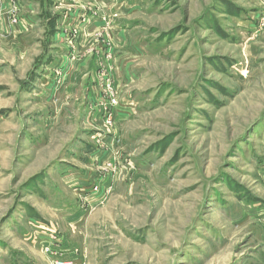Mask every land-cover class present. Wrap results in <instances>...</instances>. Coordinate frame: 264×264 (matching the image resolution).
I'll list each match as a JSON object with an SVG mask.
<instances>
[{
	"label": "rangeland",
	"instance_id": "374dc122",
	"mask_svg": "<svg viewBox=\"0 0 264 264\" xmlns=\"http://www.w3.org/2000/svg\"><path fill=\"white\" fill-rule=\"evenodd\" d=\"M39 7L33 44L0 48V264H55L46 247L67 264H264V0Z\"/></svg>",
	"mask_w": 264,
	"mask_h": 264
},
{
	"label": "crops",
	"instance_id": "0c3cea01",
	"mask_svg": "<svg viewBox=\"0 0 264 264\" xmlns=\"http://www.w3.org/2000/svg\"><path fill=\"white\" fill-rule=\"evenodd\" d=\"M39 4L40 0H0V48L6 50L9 53H12L16 48H25L22 49L23 51H26L28 49V47L30 46L28 44H30V41H32L30 40L31 38H29L28 35L32 34L33 32L40 31L43 28L42 26H40L42 15L40 12ZM10 11H14V14L10 15ZM75 15L76 12H69L68 18H72ZM12 20H15V22L13 23ZM68 34L69 33L67 32L66 28H60L55 32L53 42L56 44V46L66 47L68 44L71 45L69 43L71 38L68 39ZM38 43L40 42L38 41ZM38 43H35L34 45ZM32 44L33 41L31 42V45ZM61 54L63 53L60 52V55ZM20 57H23L22 54H20L19 58ZM5 66L7 68L10 67L9 64H7L5 61L0 60V75H4L7 77V79L11 80L9 71L8 69L4 68ZM46 67L42 69L41 73L40 70L38 73V82L40 85L44 86V90H35L33 88L31 91V95L35 96L36 99L41 101L47 100V91H51L52 76L51 74L48 75L46 73ZM2 68L4 69L2 70ZM64 173L65 177L76 179L84 178L82 173Z\"/></svg>",
	"mask_w": 264,
	"mask_h": 264
},
{
	"label": "built area",
	"instance_id": "2783aa9c",
	"mask_svg": "<svg viewBox=\"0 0 264 264\" xmlns=\"http://www.w3.org/2000/svg\"><path fill=\"white\" fill-rule=\"evenodd\" d=\"M0 18H1V13H0ZM12 22L14 23L15 22V20H12ZM113 103H114V105H115V102H114V100H113ZM128 107H130L131 105H127ZM44 251H46V254L47 255H50L51 256V258H52V261H53V263H55V264H67L66 262H64L62 259H60V258H58L57 256H54V254H50L49 253V248H44ZM54 256V257H53Z\"/></svg>",
	"mask_w": 264,
	"mask_h": 264
}]
</instances>
